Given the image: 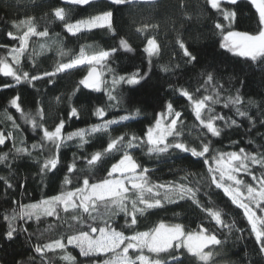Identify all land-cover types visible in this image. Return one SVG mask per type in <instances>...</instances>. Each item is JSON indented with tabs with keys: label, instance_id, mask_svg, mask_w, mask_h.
I'll return each mask as SVG.
<instances>
[{
	"label": "snow or ice",
	"instance_id": "obj_1",
	"mask_svg": "<svg viewBox=\"0 0 264 264\" xmlns=\"http://www.w3.org/2000/svg\"><path fill=\"white\" fill-rule=\"evenodd\" d=\"M247 2L255 10V30H232L240 0H205L206 5L222 17L213 25L222 37L219 47L234 57L243 58L245 63L264 66V0ZM59 3L61 6L51 7L45 14L50 19L42 30L32 15L0 19V23L10 24L15 30L5 32L12 42L10 46L0 44L4 49V54L0 55V76L10 78L0 82V88L17 89L0 103L3 122L11 124L10 128L0 130V146H3L0 170L4 173L0 174V188L5 196L18 189L26 191L27 177L23 182L17 179L19 165L25 161L34 164L36 171L32 173V180L41 189L60 170L58 166L65 168L56 194H44L29 203L12 200L10 211L6 210L0 217L6 224L0 241L12 242L19 235L27 234L25 239L32 255L17 264H53L54 258L60 264H185L186 259L195 264H244V259L227 258L225 249L229 241L237 232L241 235L236 240L243 239L245 229L238 227L236 218L229 220L230 209L221 208L213 201V195L219 193L242 213L248 234L254 237V251L264 264V144L252 147L255 140L250 139L248 148L231 151L223 148L225 138L230 146L237 145L238 141L230 138L231 131H238L245 121V136L250 137L264 128V104L257 105L253 99L244 98L245 81H239L241 88L226 87L223 75L215 70L201 71L194 89L191 78L181 84L180 78L199 63V56L179 33L164 63H159L165 54L163 46L155 36L148 35L149 30L157 29L158 25L142 23L134 31L129 30L131 35H121L117 12L128 10L131 14L145 5L152 6L154 0H59ZM72 6L95 7L96 11L72 22ZM181 7H184L183 2ZM186 18L190 17L186 15ZM57 22L70 36L79 38L83 33L103 29L117 43L107 48L80 45L78 52L66 49L62 34L53 32L49 26ZM132 35L146 41L143 54L147 55L148 68L119 74L112 62L121 52L135 51L131 45ZM33 38L40 41L39 51L32 47ZM53 48L58 57L54 67L41 71L35 57ZM153 67L163 75L157 76ZM77 69H86V74L67 97L66 118L60 117L58 123L48 127L43 100H34L36 107L25 110L22 89L31 87L37 94L47 96V92L41 93L39 85L55 87L61 75ZM106 74L111 76L110 88ZM173 76L177 78L175 82L171 79ZM232 79L229 78V85ZM102 85L107 101L92 108L91 116L96 117V121L67 131L70 121L80 118L81 109L73 106L72 99L81 91V86L100 91ZM125 85L130 94L151 90L158 96L164 91L168 97L161 102V111L153 112L141 134L128 131L113 134L117 128H129L130 122L144 114L131 95L127 98L123 95ZM63 99V95L55 97L57 104ZM217 106H222L220 111ZM253 107L256 115L250 111ZM12 109L20 114L23 124L31 127L35 137H39H34L31 145L23 139L17 140L22 125L14 119V113L10 114ZM110 109H121L124 114L112 115ZM224 109L230 115L221 114ZM187 116L198 122L194 125L199 128L195 137L186 124ZM101 137H106V143L99 150L87 152L85 146ZM259 138L264 140V134ZM217 143L221 147H216ZM73 145L79 154L73 153L72 162L63 165L60 151ZM136 153L146 157L147 162L166 163L175 158L181 164L169 168L173 179H153L155 170ZM189 157L197 159L191 161ZM184 161L200 163L203 171H190L183 166ZM100 168L105 175L95 178V171ZM181 202L201 215L194 229L161 217L146 230H138L142 218L157 211L166 212L170 205L179 207ZM178 216L179 213H174V217ZM50 217L55 223H49L33 243L34 233L28 231L29 222L43 223ZM117 218H122L124 223L119 224ZM69 246L78 249L79 257L84 259L74 256ZM244 257H248L247 251Z\"/></svg>",
	"mask_w": 264,
	"mask_h": 264
},
{
	"label": "trees",
	"instance_id": "obj_2",
	"mask_svg": "<svg viewBox=\"0 0 264 264\" xmlns=\"http://www.w3.org/2000/svg\"><path fill=\"white\" fill-rule=\"evenodd\" d=\"M183 2L184 7H181ZM61 6L59 0H0V19L5 17L9 20L13 18H24L26 15L35 16L37 22L42 30L48 20L50 19L45 14L50 12L51 7ZM96 11L95 7L88 6H72V11L70 18L72 22L75 20L87 17L90 14H94ZM238 17L237 20L233 22L231 28L232 30H255L256 29V17L254 16L255 10L248 4L247 0H240L237 6ZM203 13V14H201ZM186 15L190 18H186ZM222 19L221 16L216 14V11L207 6L205 0H154L152 6L145 5L140 10H133L129 14L128 10H122L117 12V25L121 29V35L129 34L130 29L134 31L136 26L142 23H150L158 25L157 29H151L148 32L149 36H155L158 44L163 46L164 56L159 61V63L167 62L169 59V54L173 51L172 46L175 43L177 34H181L183 39L187 42L190 49L199 56V63L195 67H190V71L185 73L179 80L181 84L188 81L191 78L192 88L197 86V78L203 70L213 71L215 70L218 74L223 75V83L226 87L234 86L235 88H241L239 83L240 80L245 81L242 92L244 98H251L256 101L257 105L264 104V71L262 68L264 66H257L251 62L245 63L243 58H238L232 56L231 53L226 52V50L219 47V41L222 37L214 30V21ZM227 25V22H225ZM53 32H59L62 34L63 43L66 49H72L78 52L80 45H91L93 47L99 46L107 48L117 43L111 35L103 29H94L91 32L83 33L77 37L70 36L64 32L62 25L57 22L55 24L49 25ZM11 29L10 24L5 25L0 23V44L11 45L10 39L5 35V32ZM15 31V30H13ZM38 38H33L32 47L39 51ZM146 41H142V38L131 36V45L135 49L132 53H120L116 56V59L112 62V67L116 69L119 74H126L136 71L138 68H144L147 70V55L143 54V47ZM4 54V49L0 48V55ZM57 54L55 48L48 50L36 56L35 59L39 64L40 70H52L54 67V61L57 59ZM67 59V57H65ZM175 62V58L173 60ZM153 71L157 76H162L163 74L153 67ZM86 73V69H77L68 73L67 75H61L57 80L55 87L48 86L45 88L42 84L39 85L41 93L47 92V96L39 95L36 89L27 87L22 89L24 97V108L26 111L33 110L36 105L35 101L43 100L44 107L47 109V126L53 127L55 123L59 122L60 117L66 118V112L68 109L69 102L67 100L68 95L75 88L78 81ZM233 77L231 85H229V78ZM105 78L109 82V88L111 87V76L105 75ZM4 79L0 76V82ZM173 82L176 81V77H171ZM163 83V80L160 81ZM164 88L167 89V85L164 84ZM17 89H4L0 88V103H3L8 97L14 95ZM63 95L64 99L61 103L57 104L55 97ZM123 95L127 98L131 95L132 100L135 104L143 108L144 114L137 119V121L130 122V127L127 129L117 128L113 133L114 135H119L124 131L135 132L141 134L147 127V122L152 119L153 112L161 111L160 104L162 101L166 100L168 97L165 95L164 91H161L158 96H155L151 90L144 91L139 90L136 93H129L128 86H123ZM107 96L103 85L100 91H92L89 89H83L81 86V91H79L76 96L72 99L73 106L81 109L80 118L73 119L67 126V131H72L77 128L87 127L88 124L95 122L96 117L91 116V111L94 106H98L106 103ZM186 103V102H183ZM83 105V107H81ZM222 106H217V111H220ZM3 109L0 108V112ZM190 111V110H189ZM253 115L257 114V110L253 107L251 110ZM14 113V119L21 123L22 127L19 130L17 140L23 139L29 145L33 142L35 134L32 132L29 125L23 124L20 119V114L15 112V109L11 110ZM112 115L124 114L121 109H110ZM221 114L230 115L227 109H224ZM111 118V116L109 117ZM186 124L188 128L192 129V135L195 137L199 133V128L194 127L198 125V122L194 120V117L187 116ZM222 123V122H221ZM11 127L10 122L6 125L3 122V117L0 116V130H5ZM247 128V121L238 131H231V139L238 141L237 145L230 146L228 138L223 141V148L225 150H237L239 147L248 148V140L253 139L255 143L252 147H259L260 144H264V140H261L260 134H264V128L259 129V133L253 132L252 135L245 136V129ZM24 129H27L25 131ZM39 139V137H35ZM219 141L220 138H213ZM106 143V137H101L94 140L90 145H86V151L91 153L93 151L99 150L101 145ZM3 146H0L2 148ZM9 147L11 143L9 142ZM216 147H221L217 143ZM6 150V149H5ZM73 153L79 154V150L73 145L71 147L63 148L60 151L61 160L63 165L71 163L73 160ZM137 157L144 160L148 166L154 169L153 179L160 180H171L173 179L172 173L169 172V168H175L180 165L181 162L175 158L168 159L166 163L162 161L158 162H147L146 157H143L140 153H136ZM197 158L189 157V160L196 161ZM106 166H110L106 165ZM184 167H188L190 171H195L197 173L203 170L200 167V163L189 164L188 161L183 162ZM55 176L48 181L47 186L41 189L32 180V173L36 171L34 164L31 161H25L20 163L18 169V177L21 182L27 177L26 191L23 189H18L8 196L4 195L3 188H0V217H2L5 211H10L9 205L12 200L21 201L23 203L34 202L41 199L42 195H54L61 187V180L63 178L65 168L62 166ZM158 169V170H156ZM0 174H4L0 170ZM259 174V172H257ZM105 175L103 168L95 171V178H100ZM183 175V173H179ZM15 182V181H13ZM75 183V178H73ZM213 201H215L221 208L230 209L229 220L232 218L237 219L238 227L244 228L243 239L236 240V237L240 236L241 233L237 232L233 236L232 240L229 241L225 251L227 252V258L229 260L235 261L237 259H244V264H261V258L256 255L254 249L256 248L254 237L250 236L247 231L246 221L242 217L240 210L235 209L234 206L230 205L227 198L223 196L222 193L218 195H213ZM174 213H179L178 217H174ZM161 217H167L170 222H181L190 228H195L196 224L199 223L201 215L198 211H194L188 204L181 202L180 206L175 205L168 206V210L157 211L153 215H148L146 219L142 218L140 221V226L138 230H146V227H150L153 222L158 221ZM119 224H123L122 218H117ZM30 227L28 231L34 233L32 242L37 241V237L40 233L44 231L49 225V223H55L54 218H47L43 223H38L36 221L29 222ZM6 228V224L0 219V233ZM27 234L19 235L14 241H0V264H17V262L27 261L32 255L30 251V244L26 242ZM47 235V234H46ZM69 250L74 256L79 257L78 249H72L69 246ZM248 252V257H244V252ZM53 264H60V262L54 258ZM185 264H195L193 260H185Z\"/></svg>",
	"mask_w": 264,
	"mask_h": 264
},
{
	"label": "water",
	"instance_id": "obj_3",
	"mask_svg": "<svg viewBox=\"0 0 264 264\" xmlns=\"http://www.w3.org/2000/svg\"><path fill=\"white\" fill-rule=\"evenodd\" d=\"M86 74V73H85Z\"/></svg>",
	"mask_w": 264,
	"mask_h": 264
}]
</instances>
